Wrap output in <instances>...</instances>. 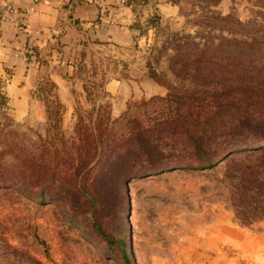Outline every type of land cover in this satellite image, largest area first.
<instances>
[{"label":"rangeland","instance_id":"obj_1","mask_svg":"<svg viewBox=\"0 0 264 264\" xmlns=\"http://www.w3.org/2000/svg\"><path fill=\"white\" fill-rule=\"evenodd\" d=\"M176 2L194 40L168 34L150 53L166 97L119 115L80 108L74 125L51 105L34 128L11 123L0 94V264H124L121 243L133 264H185L197 250L220 264L228 225H264V131L253 138L219 115L221 89L245 95L235 79L257 85L249 104L264 116V0ZM229 13L242 26L205 20ZM210 54L238 70L197 61ZM85 129L99 142L77 143Z\"/></svg>","mask_w":264,"mask_h":264},{"label":"crops","instance_id":"obj_2","mask_svg":"<svg viewBox=\"0 0 264 264\" xmlns=\"http://www.w3.org/2000/svg\"><path fill=\"white\" fill-rule=\"evenodd\" d=\"M193 30L173 0H0L6 116L35 128L49 121L55 105L74 125L80 108L88 114L109 106L111 115H119L132 101L165 96L149 75L150 53L168 34ZM225 230L220 264H264V225ZM205 252L190 253L184 263L204 264Z\"/></svg>","mask_w":264,"mask_h":264},{"label":"trees","instance_id":"obj_3","mask_svg":"<svg viewBox=\"0 0 264 264\" xmlns=\"http://www.w3.org/2000/svg\"><path fill=\"white\" fill-rule=\"evenodd\" d=\"M173 2L178 5L179 11L181 13L182 11H181L180 4H178V2H176V0H173ZM212 19H219V22H225V23H228L231 19H233L234 23L236 25L242 26V23H240L238 21V19L235 18L231 13L224 15V16H221V15L214 16V17H211V18H208L205 20H212ZM178 40L189 41V40H194V37L192 35L187 34V35H184L182 37H179ZM228 42L229 43H236L237 42V43H241L243 45H248L247 41L232 40V41H228ZM196 58H197V61L207 60V61L215 62V63L219 62V65H222L223 67L230 69L233 73H236V70H238L237 68L240 64L239 61L231 60L230 58L227 59V57L220 55V54H219V57L214 55V54H210V55H205V56L198 55ZM259 62L260 61H253L252 64H256ZM149 68H150V65H149ZM150 72H151V69H149V75L155 82H157L159 85L163 86L167 91H168V89H170L169 86L165 85L164 83L160 82L157 78H155L154 73H150ZM232 81L238 83L239 86L244 87V91H245L244 94L245 95L239 94V97H236L237 93L232 91L231 87L221 89L222 100H221L220 105H219V115L221 117H227V119L229 120V123H231L232 126H234L235 128H239L240 130H246L249 133V135L253 136V138H254L261 131H264V116H255L253 113V107L249 104V98L253 97L256 94L254 92V87L257 85H253V83L249 82V81L244 82V81L235 80V79H233ZM167 94L165 95V97L167 96ZM259 99L261 101L263 100L262 98H259ZM210 113H211V115H210L211 117H217V115H218L217 111L210 112ZM211 117H209V118H211ZM98 119L101 120L100 116H98ZM207 120H211V119H207ZM207 120L205 122H207ZM103 121H105V120H103ZM81 122H82L81 119L77 122L76 130H77V127L80 125ZM210 122H212V121H208L207 124ZM89 123H91L92 125H95L96 119L91 118ZM208 126H210V124ZM226 128H227V126L225 127V129ZM77 136H78L77 143H82L83 145H90L91 143L99 142V141H97V137H95V139H93L94 135L91 133L90 129L89 130L85 129V135H80V133H78ZM101 137L102 136L99 135L98 138H101ZM260 140H261V137H258L257 141H260ZM90 147L91 146H89L88 148L90 149ZM92 157H93V155H91L89 153V151L86 149L85 153L83 154V158H82V163L84 166L80 167L81 172L79 171V173H83V175L85 173H87L88 165L86 163V160L88 158H92ZM121 244L124 248H122L120 260L124 264H133V261H132L133 259L125 252V250L126 251L128 250V248L126 247V244L125 243H121Z\"/></svg>","mask_w":264,"mask_h":264},{"label":"built area","instance_id":"obj_4","mask_svg":"<svg viewBox=\"0 0 264 264\" xmlns=\"http://www.w3.org/2000/svg\"><path fill=\"white\" fill-rule=\"evenodd\" d=\"M8 15H13L15 12L12 8H6ZM8 20H13L10 17H7ZM19 29H24V22L22 20L19 21Z\"/></svg>","mask_w":264,"mask_h":264}]
</instances>
